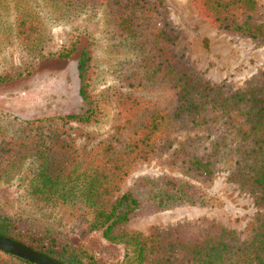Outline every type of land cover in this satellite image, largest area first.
<instances>
[{"label":"trees","instance_id":"16d2710c","mask_svg":"<svg viewBox=\"0 0 264 264\" xmlns=\"http://www.w3.org/2000/svg\"><path fill=\"white\" fill-rule=\"evenodd\" d=\"M42 1L64 17L98 12L112 43L141 48L122 60L116 74L120 90L115 105L121 120L116 128L128 129V134L124 141L109 137L89 148L76 145L66 134L69 122L90 124L101 116L91 88L92 39L77 31L59 48L44 51L37 43L43 16L31 5L15 7L12 36L35 52L23 65L1 70L0 85L32 74L41 61L77 52V94L83 107L42 118L12 116L29 127L22 134L11 133L0 122V160L23 151L14 190L0 187V235L63 264H178L179 258L189 264H264V69L243 86L228 90L188 62L179 45L181 32L168 18L162 17L152 37L145 39V25L164 13L161 0ZM192 3L216 30L264 46V22L252 16L258 8L256 0ZM220 118L239 142L227 179L251 198L255 208L245 226L247 237L240 239L237 231L207 217L166 227L151 225L146 232L117 230L137 215L216 204V198L195 182L168 173L139 175L118 191L137 164L155 156L158 136ZM227 149L220 135L207 149L189 154L184 166L196 178L211 179L214 159ZM118 244L121 256H109L108 249L116 250ZM0 264L30 263L0 251Z\"/></svg>","mask_w":264,"mask_h":264},{"label":"rangeland","instance_id":"374dc122","mask_svg":"<svg viewBox=\"0 0 264 264\" xmlns=\"http://www.w3.org/2000/svg\"><path fill=\"white\" fill-rule=\"evenodd\" d=\"M164 5L162 16L155 15L145 25L142 34L145 39L153 35L162 17L168 18L181 32L180 47L189 63L204 77L223 82L228 90L241 87L259 69H264V46L245 37L228 35L216 30L195 9L192 0H161ZM258 8L253 18L264 22V0H256ZM42 0H0V71L9 66H20L29 61L35 49L20 44L12 36L13 10L20 4L31 5L43 16V25L37 36V43L44 51H52L65 44L74 32H86L93 42L95 73L91 80L92 93L101 109L100 119L95 123L78 124L69 122L66 134L76 145L89 148L100 140L117 137L124 141L128 129L118 131L121 122L116 108V95L120 90L116 74L122 60L140 51L137 45L128 47L112 43L105 33L104 17L98 12L82 13L64 17L59 9L42 5ZM22 8V7H21ZM77 52L63 59L41 61L35 71L21 79L0 85V122L11 133L22 134L29 127L18 122L19 118H35L78 112L83 102L77 94L76 75ZM2 111L9 113L2 116ZM53 122L52 124H54ZM222 135L229 149L214 159V175L211 179H199L190 174L184 161L191 153L207 149L210 141ZM238 138L222 118L202 127L170 130L155 140L156 153L148 162L137 164L121 183L118 193L123 192L139 175L158 176L162 173L184 177L201 186L216 204L205 207L180 206L169 210L137 215L120 224L117 230L146 232L151 225L166 227L178 221L196 220L200 217L213 219L238 232L245 239L246 224L252 219L255 208L251 198L236 184L227 179L228 170L236 160L234 148ZM20 154H13L0 160V187L5 192L14 190L18 170L21 167ZM108 249V254L121 256L122 246ZM118 249V252H117ZM178 264H189L179 258Z\"/></svg>","mask_w":264,"mask_h":264},{"label":"water","instance_id":"95a60500","mask_svg":"<svg viewBox=\"0 0 264 264\" xmlns=\"http://www.w3.org/2000/svg\"><path fill=\"white\" fill-rule=\"evenodd\" d=\"M0 251L30 264H63L16 240L0 235Z\"/></svg>","mask_w":264,"mask_h":264}]
</instances>
